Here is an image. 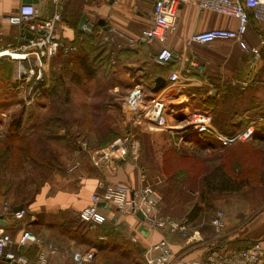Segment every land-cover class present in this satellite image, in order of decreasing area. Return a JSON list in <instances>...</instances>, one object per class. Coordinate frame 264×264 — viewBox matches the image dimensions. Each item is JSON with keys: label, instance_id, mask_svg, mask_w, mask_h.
I'll list each match as a JSON object with an SVG mask.
<instances>
[{"label": "rangeland", "instance_id": "1", "mask_svg": "<svg viewBox=\"0 0 264 264\" xmlns=\"http://www.w3.org/2000/svg\"><path fill=\"white\" fill-rule=\"evenodd\" d=\"M92 22L96 23L97 19ZM73 23L77 49L81 53L89 51L90 57L98 62L99 71L96 78L78 84L73 78V72L77 71L74 65L64 71L60 58H54L50 79L55 72H63L64 85H59V98L39 95L27 104L23 91L13 83L18 73L17 63L0 60V142L4 144L5 139L16 138L11 143L12 149L5 154L7 159H0V202L7 206L22 200L31 204L51 186L53 191L60 184L57 177L65 178L77 161L91 166V151L130 133L139 143L138 155L130 147L125 157L156 183L162 196L161 213L166 214L164 210L171 207L178 215L190 205L194 218L208 220L222 210L226 213V227L221 232L214 230L219 242L242 248L263 238L264 45L258 59L231 40H218L214 46L196 45L205 57L224 53L216 58L223 60L221 72L227 82L247 81V85L239 84L247 96L240 99L243 107L238 113L236 103L232 105L231 121L236 125H231L228 132L220 126L221 107L212 116L207 114L194 120V115L199 116L197 113L203 110H195L196 101L192 102L193 106H187L190 100L171 101L170 97L178 96L165 93L164 88L171 83L166 82L160 90H165L160 99L152 100L156 98L155 78L165 73V68L155 62L160 44L136 42L137 36L130 38L129 31L118 23H112V32L99 25L90 28L91 31L83 30L89 36L79 33L80 20ZM262 37L264 24L258 28L248 26L245 39L251 47L260 46ZM181 55L185 58L182 62L188 64V53ZM220 66L217 63L218 69ZM183 76L175 75L174 80L179 84L189 83ZM64 89L70 95L66 100ZM253 94L256 99L250 101ZM153 110L156 115H149ZM135 115L141 119L138 126L132 122ZM14 124L19 125L17 137L11 129ZM200 134L209 140L205 145L194 142ZM111 136L113 139L104 143ZM80 140L88 143L87 150L80 151ZM87 166L84 167L88 169ZM177 171L184 173L183 183L169 186L167 176ZM45 204L39 219L51 229L45 230L47 239L73 250L94 248L96 264H145L141 249L131 245L123 229L114 234L108 225H93L90 232H85L90 237L87 240L83 238L79 211L57 209L45 213ZM101 235H106V239Z\"/></svg>", "mask_w": 264, "mask_h": 264}, {"label": "built area", "instance_id": "2", "mask_svg": "<svg viewBox=\"0 0 264 264\" xmlns=\"http://www.w3.org/2000/svg\"><path fill=\"white\" fill-rule=\"evenodd\" d=\"M54 1L55 13L48 19L42 18L39 9L31 3H22L16 11L5 16L10 24L23 28L24 35L20 45L8 44L0 48V60L7 59L17 63L18 73L13 83L16 85V89L23 91L27 104L35 101L50 86L52 60L60 53L67 54L77 51V46L60 34L59 25L62 22L64 0ZM182 4H192L200 10L212 11L237 20L235 27H216L194 32L185 39V45L189 46L192 43L208 45L218 40H231L241 48L250 50L254 59L260 57L264 37L260 40V46L251 47L245 39V34L248 26L252 25V21L259 25L264 24V0H155L152 24L137 36L136 42L143 44L164 43L168 34L176 30L178 13ZM109 31H114V28L110 27ZM179 58L180 55L177 52L167 46H162L155 55V62L160 66H165L173 60L178 61ZM241 83L247 85V81ZM159 108L158 105V110ZM173 113L176 112L173 111ZM149 115L155 116V110L151 111ZM197 115L199 116L194 115V120L195 117L198 119L207 117L203 112L197 113ZM132 122L138 126L141 123L139 115L133 116ZM130 147L137 157L139 143L134 139V135L131 136L130 133H127L118 137L108 146L91 151L89 153L91 163L99 170L107 168L112 172H117L118 161L126 159L125 155ZM78 148L80 151H85L88 148V143L80 140ZM115 153L117 154L114 155ZM79 164L80 162L77 161L73 169L77 168ZM140 177L141 185L139 186L124 182L99 181L98 189L90 196V202L80 211L81 219L93 225L103 224L107 220L106 215L102 212L103 208H113L124 215L138 218H141L138 213H142L144 218L141 219L150 229L168 231L172 234H179L183 238H189L191 232L189 222L161 213L159 206L162 196L156 183L151 182L143 172ZM5 209L11 212L12 217L16 220L24 219L28 213L25 207L17 211L9 206H5ZM1 221L0 217V258H6L13 264H62V262H53L57 255L62 256L63 259H70L72 264H95L96 252L94 248L87 250L61 248L54 243L46 242L29 229H25L19 240L16 241L1 226ZM211 223L216 232H221L226 223V213L222 210L218 211L213 216ZM100 237L106 238L104 235ZM133 239L137 240L136 237ZM14 244L19 247L38 245L36 258L31 260L24 253L12 250L11 247ZM172 258V249L166 238L153 243L144 253L146 264H171ZM262 262H264V237L242 249L212 246L206 256L197 264H261Z\"/></svg>", "mask_w": 264, "mask_h": 264}, {"label": "crops", "instance_id": "3", "mask_svg": "<svg viewBox=\"0 0 264 264\" xmlns=\"http://www.w3.org/2000/svg\"><path fill=\"white\" fill-rule=\"evenodd\" d=\"M22 3L34 4L39 9L41 17L45 19L51 18L55 13L54 0H0V48L8 44L18 46L23 42V28L12 25L5 19L6 15L16 11ZM154 4L155 0H64L62 22L59 25L60 34L63 38L74 44L75 24L73 21H81L85 16L88 23L93 24L91 30L93 27L99 25L106 31L113 26L112 23H118L129 31L130 38H135L140 32L152 24ZM95 19H97V22H92V20ZM100 20H104L105 24L100 25L98 23ZM236 25L237 20L235 18L222 16L212 11L200 10L197 6L192 4H182L178 13L176 30L168 34L164 43H158L161 46H167L177 52L180 58L178 61L173 60L168 65L163 66L165 68V73L159 74L158 76L165 77L167 83H171L172 85L170 84L165 87L164 89L166 91L153 92L156 97L155 99H160L165 93H177V97H170L171 101L174 100V102H179L182 99L190 100V104L187 103V106H193L192 102L196 101L198 105L194 106L197 107L195 110H203V113L209 116L215 114L218 108L221 107L222 115L225 114L228 117L230 116L231 102H235L238 113V110L243 107L240 99L242 100L247 95L242 92L239 85L241 82L239 80H233L230 84V81L227 82L223 77L224 72H221L224 65L223 60H218L216 57L224 55V53H217L218 55L205 57L198 51L196 47L198 43H192L189 46L184 43L185 39L194 32L216 27H235ZM208 46L214 45L208 44ZM185 52L188 53L186 58L190 60L186 65L185 61L182 62V59L185 58L181 55V53ZM217 63H221L222 67L220 66L218 69ZM178 74H184V76L188 75L187 77L189 78L184 76L183 78L190 82L179 84L174 80V76ZM220 77L222 78L221 80ZM173 81L176 84H174ZM215 81H221V83L215 84ZM249 98L251 101L256 99V96L253 94L252 96L250 95ZM220 100V104H217ZM207 105H211L212 107L205 108ZM184 111H187V109L185 108ZM148 117L149 116H146L145 118L146 123L147 120L149 122ZM235 123L236 122H234V125H236ZM238 125L240 126L241 124L238 123ZM118 163L122 166L119 167L117 172H112L107 168L99 170L92 165H89V167L87 164L84 165L88 167V169H86L80 163L77 168L69 171L65 178L60 179V177H57L56 182L60 184H58L53 191L51 190V186L50 190L47 189L42 192L34 202L26 207L28 213L24 219H14L11 212L5 209L7 205L0 202L1 226H3L5 231L11 234L16 241L19 240L25 229H29L42 237L46 242L54 243L64 248V246L59 245L56 241L44 237V235L47 236L46 231L47 229L49 230L50 227L39 219L43 204L46 203L45 213H52L57 209H73L80 213L90 202V196L98 189V183L101 180L105 182H124L137 186L141 185V173L132 161H128L126 158L125 160L118 161ZM164 199L165 198H163V204ZM190 208L191 206L188 205L187 208H185L183 212L178 213V215L171 207L164 210L167 215L185 219L189 222L191 226L189 238H183L179 234H172L168 231L150 229L141 218L132 215H124L113 208L102 209L107 220L101 225H108L114 234H118L119 228L120 230L123 229V231L126 232V236L129 237L131 245L141 249L142 256L149 246L166 238L170 243L173 254L171 264H197L206 256L210 247L215 244L219 246H224L225 244L219 242V239H216L214 228L211 223L212 218H208V220L194 218L190 213ZM225 227L226 223L224 228ZM133 237H136L137 240H134ZM225 246L237 249L248 247L240 248L236 245ZM11 249L18 250L27 255L31 260H34L39 247L38 245L19 247L17 244H14ZM53 262L72 264L70 259H63L60 255H57ZM0 264L13 263L6 258H0ZM261 264H264V262Z\"/></svg>", "mask_w": 264, "mask_h": 264}, {"label": "trees", "instance_id": "4", "mask_svg": "<svg viewBox=\"0 0 264 264\" xmlns=\"http://www.w3.org/2000/svg\"><path fill=\"white\" fill-rule=\"evenodd\" d=\"M252 25L256 28H258L259 24L255 23L254 21H252ZM79 33L82 36H89V34L84 33L83 31H79ZM76 40L74 39V44H76ZM58 58H60V64L62 69L65 71L68 70V67L71 68V66L74 65V67L76 68L77 71L73 72V78L75 80L76 83L78 84H82L84 82V80H92L94 78H96L98 71H99V67H98V62L96 61V59L90 57V53L89 51L85 52V53H81L79 51V49H77V51L72 52V53H60L58 55ZM72 70V69H70ZM63 72H61L60 74H58L57 72H55L53 75V78L51 79V83L50 86L48 88H46L43 93H42V97H50V98H59V93H60V89H59V85H64L62 82V75ZM63 89V88H61ZM64 93H65V100L69 98V92L67 91V89H64ZM221 100L218 101L217 104H220ZM235 102H231V107L232 105H234ZM220 106V105H219ZM220 116L222 118L221 122H220V126L222 128V130H224V127H226V129L229 132L230 126L234 124V122L232 123L231 121V117L233 116V114H231V108H230V116L228 117L227 115H222V111L220 110ZM18 124H14V126L11 127L12 132L14 134V136L17 137L18 135ZM229 127V128H228ZM114 136H111L109 139H105L104 143H109ZM196 140L194 142L196 143H202L203 145L206 144V142H208L209 140L207 139V136L200 134L196 136ZM16 139V138H14ZM13 138L11 139H5L4 140V144L3 142H0V144H3L2 146H0V159L3 158V160L7 159V156H5L6 153H8L11 149H12V145L11 143H15V140ZM23 146H20V149H23ZM183 175L184 173H181L179 171L172 173L170 176H167V183L169 184V186L172 185H176L179 186L178 184L183 183ZM231 179V178H229ZM226 187V186H225ZM223 190V189H222ZM230 190V189H229ZM28 203L30 204V201H18L14 204H11V208H14L15 206L21 205L23 204L24 207L26 208L28 206ZM28 211V210H27ZM80 214V213H79ZM79 220L81 222V224L83 225V229H84V237L85 239L88 240L89 235H85V232H90L89 230L91 229V226L93 227V224L87 221H84L83 219H81L80 215H79ZM94 226H102L100 225H94ZM70 230V229H69ZM82 236V234H80ZM182 237V236H181ZM145 261V260H144ZM146 264V262H144Z\"/></svg>", "mask_w": 264, "mask_h": 264}, {"label": "water", "instance_id": "5", "mask_svg": "<svg viewBox=\"0 0 264 264\" xmlns=\"http://www.w3.org/2000/svg\"><path fill=\"white\" fill-rule=\"evenodd\" d=\"M98 23H99L100 25H104V24H105V21H104V20H100ZM84 25H86L87 28H85ZM92 26H93V24L88 23L86 17L84 16V17L82 18V20L80 21V26H79V28H80V30H82V31H83V30H87V31H89L90 28H91ZM166 82H167V80H166L165 77H163V76H157V77L155 78V85H154V87H153V91H155V92L160 91V90L165 86ZM23 207H24V205L21 204V205H19V206L14 207L13 210H14V211H17V210H19V209H21V208H23ZM138 214H139V216H140L141 218H144V216H143L142 213H138Z\"/></svg>", "mask_w": 264, "mask_h": 264}]
</instances>
